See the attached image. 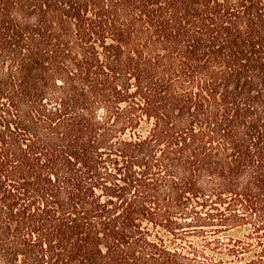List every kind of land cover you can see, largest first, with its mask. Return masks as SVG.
<instances>
[{"label": "trees", "instance_id": "trees-1", "mask_svg": "<svg viewBox=\"0 0 264 264\" xmlns=\"http://www.w3.org/2000/svg\"><path fill=\"white\" fill-rule=\"evenodd\" d=\"M0 264H264V0H0Z\"/></svg>", "mask_w": 264, "mask_h": 264}]
</instances>
